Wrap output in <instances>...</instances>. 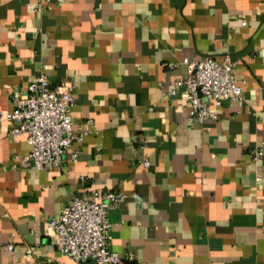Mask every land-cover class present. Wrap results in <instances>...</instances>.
Returning a JSON list of instances; mask_svg holds the SVG:
<instances>
[{
    "label": "crops",
    "instance_id": "crops-1",
    "mask_svg": "<svg viewBox=\"0 0 264 264\" xmlns=\"http://www.w3.org/2000/svg\"><path fill=\"white\" fill-rule=\"evenodd\" d=\"M205 56L228 57L243 94L189 122L175 81ZM40 72L86 133L59 166L20 167L29 143L0 120V264H96L47 226L95 189L124 194L108 209L123 264H264V0H0V110Z\"/></svg>",
    "mask_w": 264,
    "mask_h": 264
},
{
    "label": "built area",
    "instance_id": "built-area-1",
    "mask_svg": "<svg viewBox=\"0 0 264 264\" xmlns=\"http://www.w3.org/2000/svg\"><path fill=\"white\" fill-rule=\"evenodd\" d=\"M245 25V20L241 21ZM183 75L175 85L186 92L187 120L203 122L216 119L224 100L241 99L243 87L233 72V64L228 57L218 61L211 56L197 59L184 58ZM173 68V64L168 65ZM12 108L0 110V120L9 122L7 133L11 136L24 134L29 150L15 154L14 166H35L51 169L59 166L63 154L74 141H80L85 130L74 132L70 107L74 95L67 84L53 88L48 76L40 72L33 76L25 90H15L11 94ZM145 141H142L144 146ZM264 153L261 145L250 150L251 159L258 160ZM77 150L72 149L71 157L76 158ZM144 165L149 164L142 158ZM120 191L92 190L89 196L72 195L61 206L59 212L47 220L53 230L56 247L77 262L93 260L96 264H123L133 259V252L119 253L109 247L108 209L117 206L123 199ZM8 248H12L9 243ZM25 252L31 253L27 246ZM60 264V262H57ZM132 264H145L144 261Z\"/></svg>",
    "mask_w": 264,
    "mask_h": 264
}]
</instances>
